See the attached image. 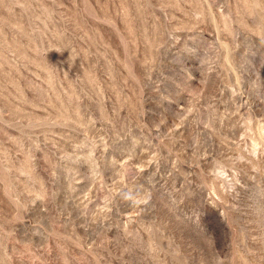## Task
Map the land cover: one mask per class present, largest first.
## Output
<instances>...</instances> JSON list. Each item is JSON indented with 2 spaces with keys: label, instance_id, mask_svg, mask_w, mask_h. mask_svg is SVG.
<instances>
[{
  "label": "rangeland",
  "instance_id": "374dc122",
  "mask_svg": "<svg viewBox=\"0 0 264 264\" xmlns=\"http://www.w3.org/2000/svg\"><path fill=\"white\" fill-rule=\"evenodd\" d=\"M0 264H264V0H0Z\"/></svg>",
  "mask_w": 264,
  "mask_h": 264
},
{
  "label": "clouds",
  "instance_id": "9594fccd",
  "mask_svg": "<svg viewBox=\"0 0 264 264\" xmlns=\"http://www.w3.org/2000/svg\"><path fill=\"white\" fill-rule=\"evenodd\" d=\"M125 200H132L133 203H139L140 201L136 200L130 193L124 195Z\"/></svg>",
  "mask_w": 264,
  "mask_h": 264
}]
</instances>
